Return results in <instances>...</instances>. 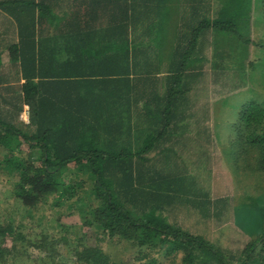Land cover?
<instances>
[{
    "label": "trees",
    "instance_id": "1",
    "mask_svg": "<svg viewBox=\"0 0 264 264\" xmlns=\"http://www.w3.org/2000/svg\"><path fill=\"white\" fill-rule=\"evenodd\" d=\"M174 1L0 0L17 28L18 42L8 52L24 81L14 99L21 103L9 105L12 110L0 93V171L14 179V201L27 212L52 200L54 209L78 212L82 222L79 234L61 240H33L21 224L0 223V264L21 263L29 248L53 253L61 246L74 264H123L85 242V228L136 249L135 264H264V229L235 252L170 223L163 212L173 204L209 218L215 203L178 200L170 176L153 163L165 157L147 156L160 143L168 153L178 143L169 140L170 130L186 120L189 125L193 113L185 114L191 110L184 96L191 91L188 80L201 76L208 62L205 34L242 39L246 64L254 11L264 17V0H182L178 20ZM214 50V66L231 61L232 51L219 44ZM25 106L31 127L24 129L19 119ZM239 120L238 156L264 174V105H245ZM23 144L30 150L26 157ZM84 174L92 181L88 199Z\"/></svg>",
    "mask_w": 264,
    "mask_h": 264
},
{
    "label": "rangeland",
    "instance_id": "2",
    "mask_svg": "<svg viewBox=\"0 0 264 264\" xmlns=\"http://www.w3.org/2000/svg\"><path fill=\"white\" fill-rule=\"evenodd\" d=\"M172 4L173 19L178 20L182 17V0H175ZM256 9L251 22L250 38L253 41L249 49L250 59L246 64L248 52L239 47L242 39L225 34H215L214 37L213 32L211 36L205 34L207 44L210 42L205 51L208 62L201 76L188 80L191 91L184 96L187 108L191 110L185 114L193 113L188 121L189 125L186 120L184 123L180 122L181 128L170 130L173 135L169 140L178 143L176 146L171 145L168 153L163 152L165 143H160L147 155L151 158L156 157V154L165 157L163 161L156 163L155 160L153 163L160 167L159 171L170 176L169 188L178 191V200H182V197L198 198L197 200L210 198L215 203L210 207L209 218L189 205L185 207L178 203L163 212V216L181 229L201 235L217 246L235 252L241 251L264 229V174L258 173L252 164L248 168L243 157L238 156L241 111L251 102L264 105V17ZM173 24L178 25V22L174 21ZM242 30L246 32L245 26ZM218 44L221 51L230 50L233 56L230 62L226 57L225 61L216 62L214 66V49ZM6 106L12 110L11 106ZM26 107L19 119L23 128L31 127L30 119L29 123L23 119ZM136 109L133 108L131 115L138 123L140 118L135 117L138 114ZM141 122L144 124L142 120ZM20 151L25 157L30 153L26 144L20 147ZM81 177L86 183V195L83 196L88 199L92 181L88 175ZM13 187L14 179L5 177L0 171V223L13 221L16 225L21 224L22 230L32 236L33 240L42 235L61 240L65 236L71 237L73 231L79 234L82 222L77 210L73 212L77 213L70 215L66 207L54 209L50 200L47 205L29 210L28 214L22 206L15 203ZM168 192L175 195L173 190ZM81 234L85 242L90 245L99 244L123 264H135L133 258L136 249L125 242L104 241L88 228L83 229ZM8 246L12 247L11 240H8ZM54 249L50 253L29 248L25 253L23 251L21 263L17 264H74L75 259L68 247Z\"/></svg>",
    "mask_w": 264,
    "mask_h": 264
},
{
    "label": "crops",
    "instance_id": "3",
    "mask_svg": "<svg viewBox=\"0 0 264 264\" xmlns=\"http://www.w3.org/2000/svg\"><path fill=\"white\" fill-rule=\"evenodd\" d=\"M52 34L50 33L48 36ZM17 42L18 35L15 24L6 13L0 10V93L2 103L6 105L21 103L20 99L17 101L14 99H16V95H21L20 87L24 81L21 80L18 64L11 61L8 52V48Z\"/></svg>",
    "mask_w": 264,
    "mask_h": 264
},
{
    "label": "built area",
    "instance_id": "4",
    "mask_svg": "<svg viewBox=\"0 0 264 264\" xmlns=\"http://www.w3.org/2000/svg\"><path fill=\"white\" fill-rule=\"evenodd\" d=\"M29 108L26 107V110L24 112V116H23V119L25 120L26 123H29V119H30V116H29Z\"/></svg>",
    "mask_w": 264,
    "mask_h": 264
}]
</instances>
